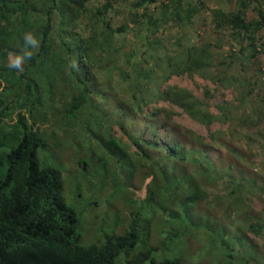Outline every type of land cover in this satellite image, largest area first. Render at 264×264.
<instances>
[{
    "label": "trees",
    "instance_id": "16d2710c",
    "mask_svg": "<svg viewBox=\"0 0 264 264\" xmlns=\"http://www.w3.org/2000/svg\"><path fill=\"white\" fill-rule=\"evenodd\" d=\"M229 1L218 6L202 0H0V120L5 117L2 110L12 109L9 122L15 118L12 125L23 128L15 145L0 152L4 165L0 173V264H115V255L122 250L127 253L138 239L139 223L137 215H132L124 233L106 236L101 244L80 245L77 218L61 194L60 171L39 164L37 148L46 145L45 137L38 127L33 128L31 114L21 113L24 107L28 112L45 108V113L50 111L57 116L55 120L64 122L63 128L75 129L80 140H73L82 144L81 149L87 143L91 162L99 157L95 148L106 152L108 143L122 147L124 143L125 156L133 153L146 166L150 156L160 161L166 151L163 143L168 141L171 169L195 151L208 157L206 143L217 138L223 140L227 154L234 150L233 135L248 146H264V65L253 66V62H264V0ZM150 5L152 15L148 16ZM181 28L187 29L185 36L193 42L182 43ZM25 30L34 32L41 47L25 64L24 72L16 74L6 67V57L19 48ZM224 31L230 36L227 53L241 64L233 71L230 61L220 57L224 52H216L210 39ZM135 41L142 45L140 52H135L139 45ZM72 62L78 64V71L70 70ZM215 63L227 75L214 83L230 87L231 96L214 103V110H210L212 96L207 87L201 100L170 82L179 76H209ZM116 90L125 93L126 101L115 111L116 121L101 128L92 112L107 110L108 92ZM135 104L136 109L132 108ZM163 104L205 129L217 123L225 128L202 136L176 121L169 125L175 112ZM44 118L40 116L41 125ZM254 133L263 141L256 143ZM217 160L220 164L225 159ZM220 170L235 183L234 188L239 186L236 174L244 179L253 176L250 183L263 178L258 171L239 166L234 156ZM189 174L194 176L190 170ZM178 191L188 196V203L182 202L180 209L191 213L203 190L183 188L174 195ZM168 215L177 219L180 214L173 208ZM246 227L252 238L264 240L260 236L264 225L260 229L256 221H250ZM145 260L148 264H182L176 257L156 261L149 249L133 253L126 264Z\"/></svg>",
    "mask_w": 264,
    "mask_h": 264
},
{
    "label": "rangeland",
    "instance_id": "374dc122",
    "mask_svg": "<svg viewBox=\"0 0 264 264\" xmlns=\"http://www.w3.org/2000/svg\"><path fill=\"white\" fill-rule=\"evenodd\" d=\"M202 1L206 5L218 6L231 3L229 0ZM150 10L151 5L148 16L152 15ZM186 31L184 28L178 30L183 44L193 42L188 41ZM229 37L224 31L220 35L213 34L210 39L216 52H224L220 57L230 61V71H233L241 64L237 58H231L227 53ZM141 49L142 45L139 44L135 52H140ZM253 63L255 67L264 65L262 61ZM226 75L227 72L222 73V67L215 63L209 76H179L173 77L170 82L189 89L201 100L202 90L207 87L212 96L210 110H214V103L231 96L230 87L214 83L217 79L224 81L223 77ZM108 93L109 99L105 102L109 104V108L92 110L101 128H107L111 122L116 121L115 111L122 108L126 101L124 92L116 90ZM4 99L6 103L8 99ZM163 105L175 112L169 125L176 121L202 136L206 135V131L225 128V125L217 123L205 129L180 115L175 107ZM137 106L135 104L132 108L136 109ZM44 111L45 108L35 107L28 112L27 107H24L21 113L31 114V119H35L33 128L38 127V131L45 137L43 141L46 145L40 144L37 148L39 164H48L60 171L61 194L64 203L73 210L77 218V229L82 235L80 245L101 244L106 236L124 233L130 217L137 215L138 239L127 253L122 250L115 255V264H126L128 258L141 249H149L151 257L156 261L176 257L182 264H264V240L252 238L246 227V223L250 221H256L260 229L264 225V146L257 147L253 143L248 146L243 141L235 140L237 135H233L235 144L231 155V152L227 154L229 150L221 144L223 140L217 138L206 143L208 157L195 151L193 157L179 163L177 169H171L168 161L172 160H167L170 156L166 152L168 141L163 143L166 151L161 153L160 161L150 156L146 159V166H142L143 163L133 153L125 156L124 143L123 147L108 143L106 152L109 155L103 149L95 148V154L99 157L97 162H91L87 143L81 149L82 144L74 141L80 140L78 132L69 127L63 128V121L55 120L56 115ZM1 113L5 117L0 120V142L4 143L0 146V152L15 145V137L23 130L22 127L12 125L15 118L9 122L12 109L2 110ZM40 116L48 119L44 118V125H41ZM29 119L26 116L25 120ZM89 126L93 127V124L89 123ZM247 132L250 133L251 130L247 129ZM238 133H242V129ZM115 135L118 136V133ZM85 136L90 141V137ZM253 137L256 143L263 141L262 138L257 140L256 133ZM187 149L191 150L189 146ZM231 156L238 159L239 166L248 169V172L258 171L263 178L257 179V183H250L253 176L244 179L236 174L239 186L234 188V182H230L220 170L224 161H229ZM218 157L225 160H220L219 164ZM189 170L196 177L190 175ZM3 171L4 165L0 163V173ZM207 173L210 174L208 177L203 176ZM197 187L203 190L202 196H197V200L201 201L191 208V213L187 211L184 214L180 205L182 202L188 203L187 193L183 191L179 195L178 191L174 195V192ZM181 199L183 200L179 202ZM229 206L231 207L228 208ZM173 208L179 211L177 219L168 215V211ZM262 230L260 236H264ZM142 264H148V261L145 260Z\"/></svg>",
    "mask_w": 264,
    "mask_h": 264
},
{
    "label": "clouds",
    "instance_id": "9594fccd",
    "mask_svg": "<svg viewBox=\"0 0 264 264\" xmlns=\"http://www.w3.org/2000/svg\"><path fill=\"white\" fill-rule=\"evenodd\" d=\"M22 41L19 48L7 53L6 67L16 74L24 72L25 64L32 61L41 47V40L30 30H25L20 37ZM70 70H79L76 62H72Z\"/></svg>",
    "mask_w": 264,
    "mask_h": 264
}]
</instances>
